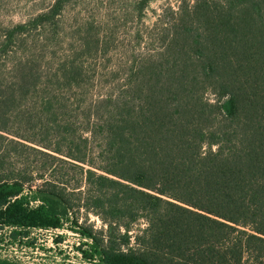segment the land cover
<instances>
[{"label":"trees","instance_id":"1","mask_svg":"<svg viewBox=\"0 0 264 264\" xmlns=\"http://www.w3.org/2000/svg\"><path fill=\"white\" fill-rule=\"evenodd\" d=\"M168 30L158 57L93 100L83 122L41 86L59 136L32 148L36 176L0 178V224L14 239L71 221L91 264H264V0H195ZM16 71L0 84V119L36 89L33 68ZM25 186L42 188L25 196ZM77 208L108 226L106 239L72 217Z\"/></svg>","mask_w":264,"mask_h":264},{"label":"rangeland","instance_id":"2","mask_svg":"<svg viewBox=\"0 0 264 264\" xmlns=\"http://www.w3.org/2000/svg\"><path fill=\"white\" fill-rule=\"evenodd\" d=\"M58 2L0 0V84L14 83L17 68L24 67L33 68L37 83L31 95L7 106L1 116L0 125L10 134L0 132V178L27 173L36 176L43 163L34 150L41 149L38 142H57L58 131L40 111L41 86L47 85L50 93L53 89L62 95L58 98L67 114L83 122L93 100L121 86L142 61L158 57L179 8L191 6L195 0H149L143 7L142 0H61L54 17L40 19L50 14ZM19 26L23 29H17ZM207 99L213 102L214 96L208 93ZM60 187L68 193L73 188ZM40 188L25 186L23 194L34 196ZM38 203L32 200L30 206ZM72 217L92 228L100 238L109 235L108 226L82 208L75 209ZM70 226L71 221L58 230L30 229L14 239L13 229L0 224V260L19 264H91L84 255L91 241ZM145 227L143 220L131 226L132 245Z\"/></svg>","mask_w":264,"mask_h":264},{"label":"built area","instance_id":"3","mask_svg":"<svg viewBox=\"0 0 264 264\" xmlns=\"http://www.w3.org/2000/svg\"><path fill=\"white\" fill-rule=\"evenodd\" d=\"M11 230L13 229V228H10ZM52 230H58V229H52Z\"/></svg>","mask_w":264,"mask_h":264}]
</instances>
